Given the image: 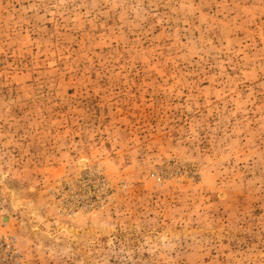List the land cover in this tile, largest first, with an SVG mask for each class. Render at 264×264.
Here are the masks:
<instances>
[{"label":"rangeland","instance_id":"374dc122","mask_svg":"<svg viewBox=\"0 0 264 264\" xmlns=\"http://www.w3.org/2000/svg\"><path fill=\"white\" fill-rule=\"evenodd\" d=\"M0 264H264V0H0Z\"/></svg>","mask_w":264,"mask_h":264}]
</instances>
